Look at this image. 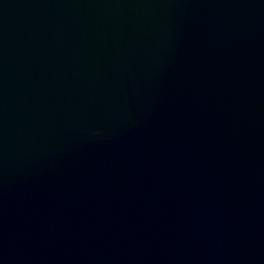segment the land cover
<instances>
[{
    "label": "water",
    "instance_id": "obj_1",
    "mask_svg": "<svg viewBox=\"0 0 264 264\" xmlns=\"http://www.w3.org/2000/svg\"><path fill=\"white\" fill-rule=\"evenodd\" d=\"M0 264H264V0H0Z\"/></svg>",
    "mask_w": 264,
    "mask_h": 264
}]
</instances>
